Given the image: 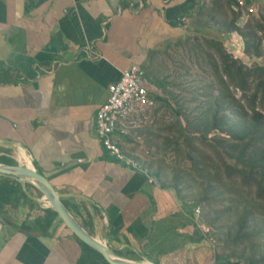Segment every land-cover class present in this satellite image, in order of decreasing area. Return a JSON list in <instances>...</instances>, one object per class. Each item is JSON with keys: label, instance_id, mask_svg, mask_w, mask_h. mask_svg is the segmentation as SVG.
<instances>
[{"label": "crops", "instance_id": "1", "mask_svg": "<svg viewBox=\"0 0 264 264\" xmlns=\"http://www.w3.org/2000/svg\"><path fill=\"white\" fill-rule=\"evenodd\" d=\"M230 1L0 0V147L17 160L24 149L62 200L90 218L93 236L127 259L216 264L197 233L196 207L111 157L96 113L134 64L145 70L156 106L171 110L163 75L173 56H189L199 41L225 48L237 15ZM89 42L100 58L82 53ZM136 133L120 140L135 161ZM38 210L20 220L0 216V264H109L85 252L59 220L48 234L21 231L44 215Z\"/></svg>", "mask_w": 264, "mask_h": 264}, {"label": "rangeland", "instance_id": "2", "mask_svg": "<svg viewBox=\"0 0 264 264\" xmlns=\"http://www.w3.org/2000/svg\"><path fill=\"white\" fill-rule=\"evenodd\" d=\"M258 1L260 16L255 17V20L264 22V0ZM230 28L226 30V33L230 31ZM261 35L263 36L262 54L250 55L245 51V55L250 59L247 60L243 57L240 60L248 67L264 66V34L261 33ZM188 49L189 56L185 55L178 61H176V56H173L170 67L163 75V80L169 87L167 91L169 92L168 100L172 109L163 106L157 107L155 124L136 133V160L140 162L143 169L148 170L154 177L156 172L161 171L166 176L167 184L178 183L179 189L183 191V196L190 201H194L195 193L201 191L205 197L210 198L211 203L218 209H222L226 203L232 206H238L243 202L254 204L259 201L255 199L254 195L252 197L246 194L247 200L240 198V188L243 189L240 180H230L226 166L223 165V161H226L231 166H237L236 159L230 157L226 151V148H229L235 141L228 138V141L222 144L224 146L219 147V154L214 150V146L218 145V141L214 140L216 132H210L208 139H203V134L213 125L212 120L217 109L231 106L227 111L231 113L230 116H234L235 111H239V115L248 120L251 114L249 102L243 97V91L235 88L234 85H230L226 79L219 57L217 60L213 55L217 53L216 46L199 41L190 45ZM245 61L251 64L248 65L244 63ZM216 62H218V66ZM218 90L220 91L219 94L217 93ZM257 106L264 110V105L260 100H257ZM247 111L249 112L248 115ZM239 120L243 121L241 117ZM190 139L195 140V148L198 149V152L193 155V159L196 161L195 166L192 164L194 161L189 158ZM221 173L223 177L217 179L216 176ZM0 176L9 175L0 174ZM18 183L21 184L24 191L29 190L26 187L27 183ZM27 185L32 186V189L27 191L29 197L38 199L39 208L34 209H39L38 211L45 209L46 205L42 201L43 195H38V189L34 185ZM219 191H224L226 197L219 196ZM206 205L207 203L199 204L203 209L204 218ZM6 210V213L10 212L11 216L19 220L20 217H25L29 211H32L29 205L7 207ZM211 228L215 236L222 233L212 225ZM253 241L254 239L250 240V242ZM214 244L218 247V243L215 242ZM247 246L251 248L249 242H247ZM236 248L237 246L232 243L227 250L232 253ZM220 252L225 254L224 250L220 251V248L214 254ZM245 255L246 257L251 256L252 250L247 249ZM230 261V264H239L236 259Z\"/></svg>", "mask_w": 264, "mask_h": 264}, {"label": "trees", "instance_id": "3", "mask_svg": "<svg viewBox=\"0 0 264 264\" xmlns=\"http://www.w3.org/2000/svg\"><path fill=\"white\" fill-rule=\"evenodd\" d=\"M236 19L237 15H235L231 24L230 31L239 30L245 41L246 53L261 55L263 40L261 33L264 34L261 31L264 30V22L262 20H255L256 18H254L244 28H239L236 26ZM210 45L216 46L221 67L229 84L243 91L242 95L249 102L251 114L249 119L246 120L244 116L239 115V111H235L236 114L230 116L231 113L227 111L231 106L226 107L227 109L223 107H221L222 109H217L212 120L213 125L203 134V139H208L210 132H216L214 140L218 141V145L214 146V150L219 154V147L225 141H228V138L235 141L229 148H226V151H228L230 157L236 159L237 166H231L226 161H223L228 178L232 181L240 180L243 187V189L240 188L239 192L241 199L247 200L246 194H248L252 197L254 195L255 199L259 201L254 204L252 202H243L238 206L226 203L222 209H218L211 203L210 198L205 197L201 191L195 193L194 201H190L183 196V191L179 189L178 183L167 184L166 176L161 171L156 172V178L148 170L147 172L163 187L173 189L182 201L189 202L195 207H201L199 204L207 203L205 218L203 217V209L201 208L202 214L200 219L203 223L210 226L211 232L205 235L198 228L197 233H201L200 235L204 242L211 245L210 240H212L214 243H218L217 250L218 248H220V251L224 250L225 254L221 252L214 254L213 261L216 264H230V260L232 259L238 260L239 264H241V261H243V264H264V110L259 109L257 106V100H260L262 105H264V66L248 67L244 65L240 60L232 58L233 56L227 53L221 42L213 41ZM216 65L218 66V62H216ZM223 83L225 84V82ZM246 113L247 115L249 114L248 111ZM239 117L243 121H240ZM189 142L191 147L189 149V158L191 161H194L192 164L195 166L196 161L193 159V155L198 152V149L195 148V140L190 139ZM0 163L17 164V160L9 149L0 147ZM213 163L215 164V162ZM220 177H223L222 173L216 176L217 179ZM26 187L29 190L32 189L31 185L26 184ZM26 190L29 191L28 189ZM27 191L22 189L21 184L15 178L0 176V216H3L7 212V207L29 205L31 210L36 207L39 208L38 203L29 197L30 195H28ZM37 193L39 196H42L39 190ZM218 195L226 197L224 191H219ZM63 202L79 223L93 235L89 221L90 218L87 217L85 219L77 205L69 204L64 200ZM42 211L43 216L37 217L31 223L24 222L20 226V230L30 232L36 229L42 234H48L55 221L59 220L63 223L59 219L58 213L52 208H45ZM211 225L222 233L215 236ZM72 235L74 234L72 233ZM74 237L85 252L105 259L99 252L82 242L77 236L74 235ZM252 239L254 241L250 242ZM247 242L250 243L251 248L247 246ZM232 243L237 248L230 253L227 248ZM247 249L252 250V255L249 257L245 255Z\"/></svg>", "mask_w": 264, "mask_h": 264}, {"label": "built area", "instance_id": "4", "mask_svg": "<svg viewBox=\"0 0 264 264\" xmlns=\"http://www.w3.org/2000/svg\"><path fill=\"white\" fill-rule=\"evenodd\" d=\"M258 2V0H231V8L237 14L236 26L244 28L255 17L260 16ZM183 22L187 23L188 19L184 18ZM225 48L235 59L242 60L243 57L247 60L250 59L245 55V41L238 29L228 32ZM82 53L88 59L101 57L96 52L95 45L92 42L83 46ZM244 63L251 64L248 61ZM121 75L118 82L107 88L109 92L107 101L96 113L97 136L111 157L130 165L134 169L147 173L137 161L126 153L120 140L130 136L132 132L142 131L155 124L156 101L150 95L146 84V72L141 65L134 64L127 70H123ZM150 182L153 183L156 180L150 177ZM46 208H48L47 205ZM195 212L198 215L197 227L205 235H208L211 231L200 219L201 207H196ZM210 241L215 253L217 247L212 240Z\"/></svg>", "mask_w": 264, "mask_h": 264}, {"label": "water", "instance_id": "5", "mask_svg": "<svg viewBox=\"0 0 264 264\" xmlns=\"http://www.w3.org/2000/svg\"><path fill=\"white\" fill-rule=\"evenodd\" d=\"M0 174L9 175L24 184L34 185L42 193V201L50 203L48 208H52L58 213L59 219L62 220L64 225L82 242L99 252L109 264H156L151 261L127 259L112 249L107 242L91 235L64 204L60 193L55 190L49 179L38 173L32 163L31 168L24 163L22 164L20 160L17 164L0 163Z\"/></svg>", "mask_w": 264, "mask_h": 264}, {"label": "bare ground", "instance_id": "6", "mask_svg": "<svg viewBox=\"0 0 264 264\" xmlns=\"http://www.w3.org/2000/svg\"><path fill=\"white\" fill-rule=\"evenodd\" d=\"M18 157H19V160L22 162V164H26L27 167L31 168V163H30V159H29V156L28 154L25 152L24 149H20L18 151ZM45 205L49 206L50 203H48L47 201L44 202Z\"/></svg>", "mask_w": 264, "mask_h": 264}]
</instances>
